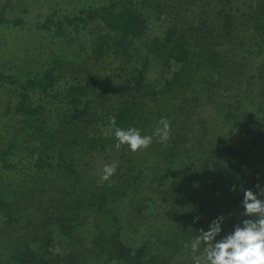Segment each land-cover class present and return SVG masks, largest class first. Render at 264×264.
Listing matches in <instances>:
<instances>
[{
  "label": "rangeland",
  "instance_id": "obj_1",
  "mask_svg": "<svg viewBox=\"0 0 264 264\" xmlns=\"http://www.w3.org/2000/svg\"><path fill=\"white\" fill-rule=\"evenodd\" d=\"M105 1L0 0V6H3L0 18L5 19L6 13L7 19L18 23L13 26L15 31H10V36L0 34V72H6L2 78L6 82L0 85V159H8L11 166L17 167L16 173L9 172L16 170L0 162V181L4 180L0 184V201H3V204L0 202V232L5 234L8 218L11 220L8 228H15L6 235L8 254L2 258L3 263L17 247L39 251L41 238L50 236L53 238V263L50 264H66L62 260L59 262L58 257L76 251L77 255H86L81 264H85V261L86 264H107L101 256L95 258L96 255L86 253V249L92 248L88 243H84L85 247L78 243L75 250L72 246L70 249L67 246L68 237L63 238L55 225L66 219V224L75 226L76 219L72 213H63L64 217L58 218L61 211L74 213L79 208L89 207L94 210L92 225L95 228L105 223L111 229L109 223L112 218L119 219L121 237L132 250L145 245L155 260L163 253L166 256L170 253L168 264H192L190 252L184 248V244L191 239L183 241L181 232L176 227L171 229L172 214L176 207L183 204L181 197L184 195L187 198L191 192L184 185H191L188 181L194 183L201 195L212 202L198 200L193 204L188 199L190 204L185 202L188 205L181 224H191L202 209L206 219L211 217L210 212L224 216L222 228L236 217H241L243 210V198L232 206L224 196L239 193L237 191L242 186L236 187L238 179L233 183L236 178L242 177L243 173L244 179L250 180L253 173L258 172L255 184L264 188V175L259 170L264 167V26L262 24L260 29L257 26L256 30L254 23L256 8L264 4V0H148L142 6L149 11L147 16L152 29L149 36L165 29L167 25L162 24H166V20L176 19L186 27L185 30L190 27L194 29L192 59L185 80L189 85L183 94L188 97L189 103L180 111V116H187V123L191 116L195 125L184 128V118L180 121L181 127L171 128H181L183 134L180 135L181 140L177 138L180 142L172 150L167 151L153 142L147 150L136 153L129 151L127 146L117 150L116 141L105 149H101L100 143L84 146V142L78 140L84 135L78 134L73 124L61 131H56L53 125L60 119L57 107L62 108L64 104L62 95L57 98L58 92L65 89L64 81L75 85L88 72L99 76L114 69L119 61H125L113 54L98 62L86 58L92 40L105 34L98 23L88 20L82 23L78 19L85 17L84 12L90 7L99 6ZM159 3L161 8L154 10ZM155 21L162 26L158 28L153 24ZM143 52V49L138 50L136 56L127 61L126 67H145L139 59ZM23 64L35 66L38 72L30 76L22 75L29 70L21 66ZM51 70L64 80L57 85L60 89L41 93L29 85L27 103L24 109H18L17 102L21 99L17 85L27 83L29 78L39 80L41 75ZM87 89L88 101L99 94L96 87L88 86ZM34 91L38 93L34 94ZM115 91L107 96L106 109L111 111L119 106V94ZM177 98L173 103L178 102ZM23 99L26 100L25 95ZM147 99L152 107L154 100H159L153 96ZM157 110L145 113L149 128H153L155 123L154 126H158L161 119L169 122V119L176 118L174 111L167 107L162 108L161 113ZM113 113L110 112L108 120ZM71 121L65 122L69 124ZM42 131H50L56 137H52L47 144H43L42 140L40 144V141H34L36 144L26 143L27 139L44 136ZM141 134L145 135L142 131ZM243 145L244 150L248 149L253 156L249 161L237 157ZM31 155L41 157L37 165L42 168L28 173L34 164ZM168 158H173V161L166 168ZM245 162L247 165L244 169L241 164ZM107 164H116V173L109 181L100 183L102 169ZM65 167L70 170L68 174L64 173ZM173 167L176 177L164 176L165 171ZM236 170H242L241 174L236 175ZM209 172L211 178L224 177L221 180L224 187L220 191L224 206H215L221 205L220 202H213L216 194L206 195L208 190L204 186L208 185L209 177L200 174ZM97 185L103 187L101 194H96ZM239 195L243 197V193ZM101 196L105 199L101 200ZM145 203L152 212L144 210ZM203 222L207 225L195 228L194 234L208 229L209 221ZM232 226L231 223L228 234ZM174 240L179 243L172 247ZM108 264L122 263L114 260Z\"/></svg>",
  "mask_w": 264,
  "mask_h": 264
},
{
  "label": "trees",
  "instance_id": "obj_2",
  "mask_svg": "<svg viewBox=\"0 0 264 264\" xmlns=\"http://www.w3.org/2000/svg\"><path fill=\"white\" fill-rule=\"evenodd\" d=\"M146 2H148V0H106L103 4L96 7H90L86 13L84 12L85 17L77 19L82 23H84L85 20L94 22L96 24L98 23L97 25L103 29L100 30L102 32L104 31L105 34L103 36L99 35L97 39L95 38L92 40L91 48L87 50L89 52L86 55V58L88 59L89 57V59H96L95 61L98 62L101 58L113 54L119 57V59H123L125 61H119L114 69H109L105 71L104 74L99 76L90 74L88 72L87 76L79 79L78 83L75 85L70 83V81H64L57 77L54 70L45 72V75H41L40 79L36 81L29 78V82L26 81L27 83H20L17 85L18 97L21 99L19 103L17 102L18 109H24L27 103V86L31 85L33 86V89H36L41 93H52L55 92L54 90L58 91L60 87L57 85L64 81L65 89L62 92H58L57 95V98L62 95L65 99L62 108L59 106L56 109L59 110L57 114L60 118L58 121L53 123V125L56 127V131L65 130L66 128H69L68 125L71 126L73 124L77 133L84 135L82 139H78L80 142H84V146L88 144L91 146L93 143H100L101 149L107 148V146L111 144L112 141L114 143L116 141L112 135V132L109 130L110 123L108 117L110 112H114L111 117H115L117 127L123 129H127L128 127H136L145 135H151L157 127L154 126L157 124L155 123L153 124V128H149V120L145 113H153L154 109L157 108V111L160 113L164 107L174 111L176 118L172 120L168 118L169 124L175 120V122L170 125L171 128L176 126L181 127L180 121L184 118L186 123L184 128L195 125L193 124V119L191 116L188 123L187 116L184 118H181L180 116V111L185 109L189 103L188 97H184L183 94L185 93L186 87L189 85V83L185 82V80L189 72V63L192 59L191 49L193 44L191 43V40L193 39L192 35H194V29L190 27L185 30L186 27H184L183 24L178 23L176 19L173 21L166 20V24H162L163 26L167 25L165 29L162 28V31L159 34H151V36H149L150 31H152L150 28V18L147 16L149 11L142 7L145 6ZM2 8L3 6H0V13ZM160 8V3L159 5L154 6V10H159ZM254 23L256 25V30L257 26L259 29L262 27V24L264 26V4H261L256 8ZM15 24L18 25L17 22L7 19L5 13V19L2 17L0 18L1 36H10V31H15V27H13ZM153 24L158 25V28L162 26L160 22L157 21H155ZM45 26L48 27V25ZM140 49H143L144 52L139 59L143 61L145 67L141 68L136 65L132 68H127V61L136 56L135 53H137L138 50L140 51ZM215 57L216 56H214V58ZM38 62L42 63V61ZM21 66L27 67L29 69L27 72L21 73L22 75L30 76L38 72L36 71L35 66H28L25 64ZM23 70L24 69H22V71ZM5 73L6 72H0L1 86H3L6 82L2 79ZM88 86L96 87V90L99 92L95 99L90 101H88ZM114 89H116L115 92L119 94L117 96V98H119L117 100L119 106L117 107V110L112 109L111 111V109H106L109 101H107V96H109V94H114L112 93ZM37 93V91H34V94ZM24 95L26 96V100L23 99ZM150 96L159 98V100H154L153 107L149 105L150 101L147 99ZM175 98H177L178 102L173 103ZM69 119H72V121L67 124L66 122ZM94 124L97 126H91ZM42 132L45 133L44 136L35 139H27L26 143L30 142V144H34V141H40L38 142L40 144L42 140L43 144H47L53 139L52 137H56L53 134H50V131ZM180 135L183 136L181 133V128L171 129L170 140L166 144L157 142L158 146L164 147V149L167 151L169 149L172 150V148H176V144L180 142L177 140V138H180ZM181 139L182 138H180V140ZM59 142H61V140L58 141L57 144H59ZM153 142H156V140ZM167 153L170 157H172L170 152ZM237 157L239 159H247V161H249L253 156L251 151H248V149L244 150L243 145L241 146V151L237 152ZM31 158H33L34 164L32 165V169L27 171L28 173L33 170L37 172L42 168L41 166L37 165L39 164L41 157H34V155H31ZM167 161L168 165H166V168L171 165L173 158H168ZM167 161L165 160V163H167ZM0 162L3 163V166L9 169L14 170L17 168L11 166L8 159H0ZM241 165L245 169L247 164L245 162V164ZM175 167L165 171L164 176L167 175L168 178L176 177L174 170ZM57 168L62 169L59 166H57ZM65 169L66 170H64V173L68 174V171L70 170L66 167ZM15 170L16 171L9 172L16 173L17 169ZM259 170L262 171L261 174L263 176L264 167H260ZM236 172V175L238 173L241 174L242 170H236ZM256 174L259 173H253L250 180H245L242 173V177L236 178L233 183L235 184L236 180L238 179V184H236V187L242 186L241 188L244 190L258 192L256 191L257 184H255ZM200 175L203 177H207L208 175L209 177L208 182L206 183L208 185L204 186L208 190L206 195L208 196L211 194H216L217 196H214L216 198H213V202H220L221 205L215 204V206H224L225 202L222 201V197L220 195V191L224 187L221 180H223L224 177L220 176V178H211L210 172ZM3 181H0V184L3 183ZM189 183L191 185H184L185 187L188 186L191 189V192L187 194L189 196L187 198H185L184 195L182 197L180 196V202L183 204L179 207H176L174 213L172 214L173 225L171 226V229L176 227L175 229L181 232L183 241L188 238L192 240L196 235H198V233H193L194 229L206 226L207 224L203 221H209L210 223L213 219L218 217L217 212H210L209 214H211V217L206 219L204 218L206 213H203L202 209H200L198 215H196V220L199 218L197 222L194 223L195 219H193L189 225L181 224L183 217H185L186 207L188 204H194L198 200H203L204 203L212 202L210 198L201 195L198 187L194 183L188 181V184ZM102 188V186L97 185L96 192L98 193L96 194H101L103 192ZM237 192L240 194L243 193L239 190ZM239 193H234V195H224L225 200H228V202L234 206L238 199L243 198L241 195H239ZM104 196H101V200L105 199ZM188 199L191 201L190 203ZM0 202L3 204V201ZM185 202L188 204H185ZM90 203L91 201H89L88 204ZM30 204H33V202ZM143 206H145L144 210L149 209L151 211V207L147 203H145ZM14 211L16 212V210ZM63 213L69 215L72 213V217H75L76 219L75 226L66 224V219L59 221V223H55V225L57 224L56 226L60 230L61 235H63V238L66 239L68 237L69 241L67 246H70V249H72V246L75 250L78 243L81 245L83 244V246L85 245L84 243H88L92 248H85L86 253L96 255L95 258L101 256L104 260V263L107 264L110 262L113 263L114 260L122 264L169 263L167 260H170V253L168 256L163 253L161 257L158 258V260H155L152 258L153 256H150L147 246L144 245L137 250H132L129 246H127L121 237L120 228H118V223H120V220L116 217H113L111 223H109L112 227L111 229L107 228L105 223L103 225L100 224L98 228H95L92 225V216L94 214V210L92 208H79L77 211L75 210L74 213L69 210H64V212L61 211V214L58 218H63ZM81 213H84V216ZM242 213L243 210L240 213L241 217H236L235 220L231 221L233 225L231 230H233L234 226L240 223L242 219H245V217L242 216ZM10 222L11 220L8 218V225L4 232L5 234L0 232V264L53 263L51 259L53 254L51 252V240H53V238L50 236H43L41 238L42 245L38 247V249H40L39 251H35L29 247H17V250L12 254H9L3 263V261H1L2 258L8 254V249L6 248V235H8L9 231L15 230L14 227L11 229L8 228ZM231 223L229 222L227 225L230 226ZM227 225L222 228V235H226L230 231H228L229 226ZM38 228L39 227H37L35 230ZM185 231H187V233H185ZM39 232H42V230ZM25 235L27 236L28 234ZM17 241L19 242L20 240L17 239ZM178 243V240H174V245H172V247L178 245ZM77 252L78 251H76L74 254H64L65 256H62V258L58 257V259H60L59 262L62 260L66 264L83 263L86 255L83 253L77 255Z\"/></svg>",
  "mask_w": 264,
  "mask_h": 264
},
{
  "label": "clouds",
  "instance_id": "obj_3",
  "mask_svg": "<svg viewBox=\"0 0 264 264\" xmlns=\"http://www.w3.org/2000/svg\"><path fill=\"white\" fill-rule=\"evenodd\" d=\"M109 123L117 150L127 146L129 151L136 153L147 150L154 140L166 144L171 138V126L166 119L159 121L151 135H142L136 127H117L115 117H110ZM116 170V164L105 165L99 182L109 181ZM257 188L258 192L239 189L243 192L241 207L245 219L236 224L231 233L222 235L225 217L218 216L209 223L206 231L200 230L184 244L190 252L192 264H264V188L259 185Z\"/></svg>",
  "mask_w": 264,
  "mask_h": 264
}]
</instances>
